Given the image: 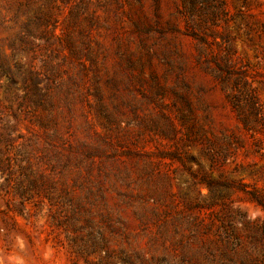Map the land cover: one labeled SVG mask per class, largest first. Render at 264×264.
Instances as JSON below:
<instances>
[{
	"label": "rangeland",
	"instance_id": "rangeland-1",
	"mask_svg": "<svg viewBox=\"0 0 264 264\" xmlns=\"http://www.w3.org/2000/svg\"><path fill=\"white\" fill-rule=\"evenodd\" d=\"M0 62V264H264V0H0Z\"/></svg>",
	"mask_w": 264,
	"mask_h": 264
},
{
	"label": "trees",
	"instance_id": "trees-1",
	"mask_svg": "<svg viewBox=\"0 0 264 264\" xmlns=\"http://www.w3.org/2000/svg\"><path fill=\"white\" fill-rule=\"evenodd\" d=\"M0 74L6 75L9 78V84L6 88L9 90H15V76H22L24 73H21L20 67L17 68L16 72H12L7 65L0 62ZM34 75V71L28 70L26 71L25 75L22 76L24 89L26 92L24 95L17 94V97L21 100H25L29 97V91L31 92L36 90V86L29 83V80L34 79ZM225 78L226 74L222 75L221 80L224 82ZM242 83V78L237 76V81L232 89L233 92L230 94V100L235 108H238L243 103V101L249 104L250 112L255 120V125H248L247 121L244 119L243 123L246 129H249L253 132L252 136H254L255 142L258 143L257 145L260 146L262 143L261 138H259V134H264V115L254 90L248 84H246V82H244L245 86L242 87ZM252 198L264 207V199L260 195H257V193H252Z\"/></svg>",
	"mask_w": 264,
	"mask_h": 264
}]
</instances>
